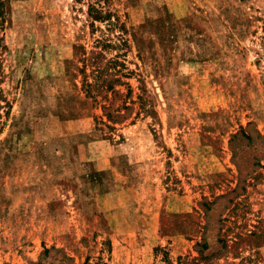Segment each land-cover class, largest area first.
<instances>
[{
	"label": "rangeland",
	"instance_id": "rangeland-1",
	"mask_svg": "<svg viewBox=\"0 0 264 264\" xmlns=\"http://www.w3.org/2000/svg\"><path fill=\"white\" fill-rule=\"evenodd\" d=\"M242 127L264 139V0H0V264H264Z\"/></svg>",
	"mask_w": 264,
	"mask_h": 264
},
{
	"label": "trees",
	"instance_id": "trees-1",
	"mask_svg": "<svg viewBox=\"0 0 264 264\" xmlns=\"http://www.w3.org/2000/svg\"><path fill=\"white\" fill-rule=\"evenodd\" d=\"M107 1V0H106ZM89 15L94 19V20H98V21H107L109 25H119V27H121V22L119 21V17L115 12H112L108 7L107 8H103V7H97L94 5L90 6V13ZM96 53H94L93 55H95ZM91 56L89 58H86L84 60V68L85 66H96L94 58L96 59L97 56ZM86 61V62H85ZM97 72V69H94ZM92 73H93V82H88L87 79L86 81H84L85 86H86V91L88 93L89 96H94V92H101L102 87L104 82L100 81V75L98 74H94V71L92 69ZM113 75H115V77H113V79H108L107 82H105V84L107 83V87L111 89V84L110 82H115V83H119L120 84V80L118 77H116V73H114ZM100 77V78H99ZM100 81V83H99ZM98 88V89H97ZM108 120L115 122L117 120V118L122 117V113H120L119 109H115V112L113 113H106ZM253 134H255V136H253ZM240 135V136H238ZM242 137L244 139H246L247 141H249L250 143L255 142V139L258 140V144L261 145V147L264 148V139L262 138V136L258 133V131L256 129H247L246 127H242L240 128L235 134L232 135V142L238 138V137ZM49 249L44 248V253L48 252ZM66 260H70L69 257H65Z\"/></svg>",
	"mask_w": 264,
	"mask_h": 264
}]
</instances>
